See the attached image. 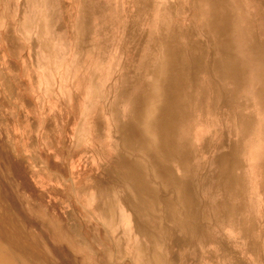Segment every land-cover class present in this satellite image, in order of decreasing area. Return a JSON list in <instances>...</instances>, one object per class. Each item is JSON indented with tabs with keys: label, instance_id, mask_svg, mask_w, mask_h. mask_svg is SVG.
Returning <instances> with one entry per match:
<instances>
[{
	"label": "rangeland",
	"instance_id": "1",
	"mask_svg": "<svg viewBox=\"0 0 264 264\" xmlns=\"http://www.w3.org/2000/svg\"><path fill=\"white\" fill-rule=\"evenodd\" d=\"M165 49L195 82L191 117L166 150L158 133L141 156L122 92ZM263 86L264 0H0L1 258L264 264ZM136 158L141 215L118 176ZM101 190L113 216L98 208Z\"/></svg>",
	"mask_w": 264,
	"mask_h": 264
},
{
	"label": "bare ground",
	"instance_id": "2",
	"mask_svg": "<svg viewBox=\"0 0 264 264\" xmlns=\"http://www.w3.org/2000/svg\"><path fill=\"white\" fill-rule=\"evenodd\" d=\"M165 50L163 51V53L167 58L164 59V57L162 56V59L158 58L154 60L152 66L149 69L148 78L137 82L135 86L130 90H125L122 92V95L124 96V98H127L129 103V120L128 123L124 125V128L127 130L130 128L131 131L134 132V134L135 132H137L139 137V146H134L138 148H135L133 151L141 152V156L145 154L146 150L148 149L143 146V142L144 144L153 142L154 137L158 135V133H161L163 135L161 137L162 140L159 139V141L156 143L158 145L157 148L159 147L162 151L166 150V141L169 139L168 136H170V132L174 130L179 131L186 124V121L191 117V113L189 114V109L187 110V105L191 101V94H193L195 90V82L192 80L190 82H185V74L183 75V73L188 71L187 63H183L182 65L181 60L179 62H176L175 59H170V57L173 56L172 52H170L169 49ZM258 96L260 101L264 102V86L261 91L258 90ZM227 103L230 105V101L228 99ZM137 125H142L143 127L136 128ZM240 139L241 136H237V147H239ZM133 144L136 145L135 143ZM204 147L206 148L207 144L202 143L200 144L199 149H203ZM222 160H226L230 168L235 163H232V158H230V154L228 155V153L223 154ZM256 165H258L257 170L260 175V179L264 181V160L262 159L258 161ZM136 167H142V164L138 161H136L135 163H130V169H135ZM128 172L129 173L126 176V179L128 178V182L135 184L139 183V181L136 182L137 178L139 179V177L135 176L134 173L130 171ZM230 178L234 181L233 177L230 176ZM137 197L138 195H135L134 200ZM143 205L145 206V203H143ZM144 206H142L141 209L138 206L139 212L144 211ZM0 264H6L5 260L1 258V256Z\"/></svg>",
	"mask_w": 264,
	"mask_h": 264
},
{
	"label": "crops",
	"instance_id": "3",
	"mask_svg": "<svg viewBox=\"0 0 264 264\" xmlns=\"http://www.w3.org/2000/svg\"><path fill=\"white\" fill-rule=\"evenodd\" d=\"M214 125H212V129H213ZM214 131V130H212ZM161 137L163 134H161ZM197 141L199 144H207L208 146V141L206 139H204L203 137V134L202 132H200L197 136ZM205 147L203 149H200V150H204ZM124 162H126V160H123ZM136 161L140 162L142 164V167H136L135 169H130V167H128L129 169H125L124 172L118 174V176L121 178V179H125L128 181V178L126 179V176L127 174L129 173L128 171L134 173V175H139V179H140V173L142 174V170L143 168H146L145 167V163L143 161V159L141 158H136L134 159V161H129V164L132 162V163H135ZM118 165H120V162L117 163ZM122 165V163H121ZM123 177V178H122ZM137 178V181H139V183H130L131 185V189H133L135 191V195H138V197H142L143 199L145 198V194L143 195L142 194H139V192H142L143 190V185H141V180H139ZM136 189V190H135ZM135 195L133 194H130L128 191L124 194V196L122 197V202H124L125 204H127L129 207H131V210H133L132 212L135 214V215H141L144 213V211L140 214L139 211H137L134 206L132 205L133 202H134V197ZM113 195L108 191V190H101L98 194H97V200H98V208L101 210V212L103 213V215H105L106 217L108 216H113L115 214V210L113 209V204H112V197ZM145 203V202H144ZM112 206V208H111Z\"/></svg>",
	"mask_w": 264,
	"mask_h": 264
}]
</instances>
